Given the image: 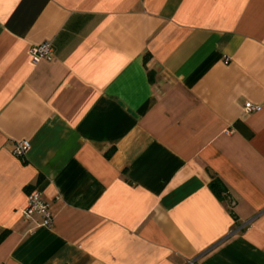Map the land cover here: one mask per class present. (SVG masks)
Listing matches in <instances>:
<instances>
[{
  "label": "crops",
  "instance_id": "crops-1",
  "mask_svg": "<svg viewBox=\"0 0 264 264\" xmlns=\"http://www.w3.org/2000/svg\"><path fill=\"white\" fill-rule=\"evenodd\" d=\"M0 264H264V0H0Z\"/></svg>",
  "mask_w": 264,
  "mask_h": 264
},
{
  "label": "built area",
  "instance_id": "built-area-1",
  "mask_svg": "<svg viewBox=\"0 0 264 264\" xmlns=\"http://www.w3.org/2000/svg\"><path fill=\"white\" fill-rule=\"evenodd\" d=\"M32 62L37 63L41 60H52L54 56V47L50 41H45L32 46L28 51ZM245 113L259 112L261 106L253 105L249 102L243 105ZM29 148L27 141H19L15 144L14 153L16 155L24 154ZM25 220H30L34 216L40 218V226L50 227L52 223V215L49 205L42 199L41 194L37 190L30 191L26 196V205L22 211Z\"/></svg>",
  "mask_w": 264,
  "mask_h": 264
},
{
  "label": "trees",
  "instance_id": "trees-1",
  "mask_svg": "<svg viewBox=\"0 0 264 264\" xmlns=\"http://www.w3.org/2000/svg\"><path fill=\"white\" fill-rule=\"evenodd\" d=\"M209 187L211 189V191L220 199L224 200L226 197V192L224 189V186L222 184V182L216 178V177H212V180L209 184Z\"/></svg>",
  "mask_w": 264,
  "mask_h": 264
}]
</instances>
